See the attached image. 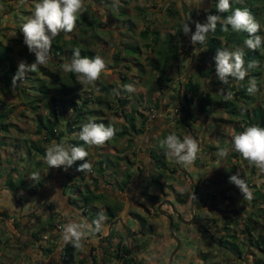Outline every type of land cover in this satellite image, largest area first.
<instances>
[{
  "label": "rangeland",
  "instance_id": "374dc122",
  "mask_svg": "<svg viewBox=\"0 0 264 264\" xmlns=\"http://www.w3.org/2000/svg\"><path fill=\"white\" fill-rule=\"evenodd\" d=\"M29 1L24 0V3L21 4L20 0H0V15L2 16L4 11H11L12 18L16 19L13 17L15 15L19 19H24L31 14L33 9V6L28 4ZM109 1L112 2V0ZM107 3H109L107 0H86L87 11L83 12L82 16L90 18L95 26L90 25L84 35L80 30L76 32L77 43L88 45L97 55L104 57L107 63V70L94 84H83L82 90L78 91L77 102L80 104L85 96L96 100L99 83L107 85L114 83L122 90H124L123 85L132 84L136 91H126L129 102L124 111L128 112L134 108L142 109L143 116L134 113V123L139 125L144 122L139 125L144 131L135 133L132 143L127 142L128 135H126L115 141L106 142L101 146L102 148L98 147L97 158L102 159L103 163L108 164L111 159L114 163L118 162L119 164L110 163L102 177L94 168L91 172L85 171L82 183L77 182L78 180L74 177L69 179L68 169L49 168L45 162V156L40 153L33 155L29 166L31 169H42L44 174L43 176L39 175L36 179H26L28 184L35 187V195H29L22 190L12 193L5 186V182L0 187L2 190L0 191V202L8 201L10 205L1 206L3 210H0V264H133L129 255H125L123 259L114 255L118 246L121 247L127 243L133 249V255L138 264H168L170 255L174 251L171 264H240L236 254L227 250L225 246L219 245V241L216 239L210 238L208 225L211 222L210 218L219 220L228 215H238L237 220H243L249 214L252 216L253 222H257L258 236V233L263 229L259 225L264 224V211L258 208V205L263 201V196L259 193H264V172L256 167H252L251 171V165L242 156L231 150L232 137L236 132L231 126L234 122L229 124L224 121L232 118L225 110L220 109L207 115L195 116L197 120L191 122L192 127H184L181 123L174 122L173 119L177 118L174 108L175 101H172L168 96L172 92L178 91V85L169 84L171 87H168L169 89L160 95L156 89L158 86L156 79L160 72L157 69L154 70L149 61L151 56H159L156 50L161 52L165 49L166 33L173 32L180 21L183 24L188 21H184L183 17L191 18V20L200 17L203 11L211 7V0H194L193 3H190L189 0H129V4L125 8L127 12L123 16L117 14L118 10L116 11L113 7L111 10L107 8L111 7V4ZM7 13L3 14V18ZM4 24L2 20L0 25ZM129 25L133 26V31H126ZM11 26L13 24L8 23L3 26L6 28H1L0 40L6 44L15 45L16 51L23 53L22 56L17 55L16 60L20 62L27 52L24 45L14 44L12 41L14 30L10 28ZM145 30L155 31V33L148 31L146 37L142 36L141 34ZM121 33L129 35L130 38L121 35ZM154 36H157L158 40L156 45L151 47ZM125 43H132L135 47L139 45V53L135 52L134 48H130L128 49L130 53L127 54L120 47ZM204 44L193 45L190 42L186 50L181 52L179 56L181 65L174 70V81L197 72L196 66L200 63L201 53L205 49ZM116 53L120 55L119 62L112 61ZM129 60L134 61L135 64L127 68L125 65ZM66 61L68 60L65 56L60 55L55 62L61 65L56 66L46 62L42 65L44 66L43 71H62L64 73L62 66ZM43 74V72H38L40 77H46ZM193 80L196 81V77H193ZM211 86L213 84H208L207 88L212 89ZM262 87L258 102L264 98V85ZM155 93L159 97L161 96V104L151 107L149 103L152 104L151 101L155 97ZM0 99L6 103L10 113L7 119L10 130L7 133L0 131V136L6 134L7 142L11 144L0 148V157L5 159L4 152L12 150V144L16 141L14 137H18V141L21 142L18 144L23 148L22 155L23 157L26 155V157H24V161L18 160L17 163L24 164L25 160H30L26 149H24L26 145L31 142L37 145L41 143L47 148L51 142L42 140L43 135L37 132V115L22 104L20 96L16 92L0 89ZM106 102L111 108L106 107ZM115 105V98L104 96L99 104L94 100L89 101L87 109L93 111L91 113L101 111V113L99 112L101 118L97 121H105V124L110 123L116 128H120L125 119ZM38 113L43 115L39 110ZM92 115L95 117V113ZM182 115H184L183 112L179 114V116ZM62 122L64 123V120ZM238 125L241 127L243 124L239 123ZM170 133H176L181 138L184 136L196 138L200 142L201 151L198 154L199 160L195 161L194 167H185L175 163L178 168L176 171L172 170L174 169V159L166 157L168 168H161L162 174L156 178L160 179L162 183L159 188L160 186L155 183L156 179L153 180V177L150 176L152 172L155 173V166L148 150L154 149L157 152H162L160 141ZM222 139L224 143L220 142ZM221 148L229 149L226 159L217 155ZM88 153L87 159L93 163L91 146L88 148ZM230 153L234 156L232 159H229ZM115 155L128 156L133 164L125 159L117 160ZM19 157L22 156L19 154ZM237 164L242 165L243 173H246V177H248L246 184L251 192V198L243 196L241 191L229 182L231 170L239 171ZM4 169H8V166ZM128 169L133 171V177L126 186H122L123 191H121L119 187ZM1 172L4 174V170L0 169V175ZM99 179L98 192L103 194V198L93 204L98 208L103 203L112 204L119 207L120 210L117 211V216L112 219L104 208H99L106 217L101 231L89 235L83 241V248L76 249L69 244L71 250L67 251L66 244L62 239L63 227L69 223H79L82 217L86 218L80 208L68 205L65 196H73L74 192L67 182L76 181L80 184V188L84 189L86 186L92 187L96 181L99 182ZM35 180L40 181V184H37ZM64 182H66L65 196L61 192V183L63 187ZM192 184L197 185L196 191H199V197L202 200V206L195 209V222L190 225L174 219L175 227L170 231L165 214L172 210L164 200H170L173 204L171 206H174V212L179 213L183 219H189L191 211L188 210V207ZM48 193H50V199L47 198ZM229 194L232 197L231 200H234L232 204L229 203L230 200L227 197ZM148 195H152V197L154 195L157 198L154 200ZM254 198L255 201H253ZM179 199H183L184 203L179 202ZM242 201L246 203L242 205ZM158 204H160V211L156 207ZM33 208H36L35 213L40 215V220L30 213ZM231 209L236 212L230 211ZM53 210L55 213L50 216V212ZM131 212H136L141 217H134L129 214ZM237 212L239 214H236ZM88 215L90 214L88 213ZM143 219H146L145 225L142 222ZM203 220L208 225L204 224ZM15 221L22 229L18 233L15 229ZM228 222L233 223L231 219ZM49 226L52 227V230L49 229ZM203 226L208 231H202ZM34 233L37 235L34 236ZM98 235L101 237H97ZM177 246L178 248H176ZM237 247L242 251L244 249L239 241ZM119 252L121 253V251Z\"/></svg>",
  "mask_w": 264,
  "mask_h": 264
},
{
  "label": "trees",
  "instance_id": "16d2710c",
  "mask_svg": "<svg viewBox=\"0 0 264 264\" xmlns=\"http://www.w3.org/2000/svg\"><path fill=\"white\" fill-rule=\"evenodd\" d=\"M34 2L35 0H30L28 4L33 6ZM107 2H109L107 3L109 5L112 3L109 0H107ZM216 3L217 0H211V7L208 8L207 11H203L200 17H195V20L192 21L204 22L206 16L209 13L220 15L221 21H223V19L227 15L231 14V11H229L228 13H217ZM128 4L129 0H119L118 11L115 8L114 9L117 11V14L123 16L127 12L125 8ZM236 7H246L251 11L253 16L261 25L262 30L257 34L264 36V0H240L239 3L233 2L232 9H235ZM107 8H109L110 10L112 9V7L109 6ZM6 12L8 13L5 15L6 17L3 18V14ZM10 13L11 11H4L2 16L0 15V24L2 20L5 24H13V26L10 27L12 28V30H14V36L12 37V41L14 42V44L18 43L24 45L23 33L19 29L21 25L19 23H22L23 19H19L15 15L13 17H16V19L12 18ZM182 19L184 21L188 20L187 17H183ZM92 24L93 23L91 22L90 18H86V16L81 15L80 19L77 22V27L72 33H61L53 41L49 53L50 59L47 62L53 63L56 66L61 65L57 64L55 61L59 59L60 55L65 56L66 60H69L72 56V49L76 46H79L81 48L82 55H87L89 57L97 55V53L93 51L88 45H83V43L78 44L76 38L77 30H80L81 34L84 35L88 27ZM4 25H0V30L1 28H6L3 27ZM93 25L95 26V24ZM189 26L191 28V32L189 33V35L191 36V34L195 32V23H190ZM133 29V26L129 25L126 31L130 32L133 31ZM148 31H143L141 35L146 37L148 35ZM152 33H155V31H153ZM121 35L125 37L128 36V38H130L129 35H124L123 33H121ZM189 35H184L183 22L180 21L173 32L166 33L165 49L161 52L156 50L159 56H151L149 58V61L152 63L154 70L157 69L160 72L156 79V82L158 84L156 89L160 95H163L171 87V85L169 84L175 83L176 85H178V91L176 90L168 96L172 99V101H175L174 108L176 109L175 114L177 115V118H174L173 121L181 123L184 127H192L191 122H195V120H197V117L195 116H199L200 114L207 115L210 112L222 109V111L225 110V112L229 113L232 116L230 120L224 121L229 124L234 122L231 126L234 132H236V134H238L240 131H243L245 127L254 124L264 126V98L261 102H258L260 91L263 88L262 85H264V46H262L256 51L247 49L244 45V40L248 36L246 32H234L230 26L229 30L227 32H224L221 29V24L218 23L216 31L214 33L210 32L208 34V38L204 44L207 50H204V52L201 53L200 63L196 66L197 72L192 73L191 76L183 77L178 80L176 79L174 81V70L179 68L181 65L179 56L181 52L186 50L188 44L191 42ZM157 40V36H154L152 38L151 47L156 45ZM135 43H137L136 40ZM120 47L125 50L127 54L130 53V51H128V49L130 48H134L133 50L135 52L138 51L139 53V45L135 47L132 43H125ZM220 47H225L229 49L241 47L245 51V67H247L248 62L250 61L259 62V66L249 69L248 75L243 81L234 82L230 77V83L228 85H223L216 77L215 62L212 59V57L216 53V49ZM16 49L17 48L15 47V45L6 44L0 40V89L16 92L20 96L22 104H24L27 109L32 110V112L37 115V132L43 135L44 138L42 140L48 143L56 141L57 143L84 146L88 151L89 146L84 145L83 141H81L79 138V132L82 126L81 123H86V121H88V119L91 118L93 116L92 114L94 113V116L97 119L101 118V111H95L94 113H91L93 111H90L87 108L89 101L94 100L95 103L99 104V102H101L102 97L104 96H108L112 99L115 98V107L120 110V113H122V116L126 122H124L120 128H117L119 129V131L116 133L112 141H115L119 138L128 135L127 142L132 143L134 140L133 135L144 131V129L139 126L144 122L140 121L141 123H139V125H136V123H134V113L136 112V114L143 116V113H141L142 109L134 108L130 109L128 112L124 111L125 106L129 102L126 90L120 89L114 83H110L108 85L104 83H99V87L96 90V100L94 98L85 96L83 101L78 104V91L82 90L83 88V83H81L80 79L75 74L68 72L63 73L61 71V73L57 71L54 72L51 70L43 71L44 66L40 65L38 66L36 71L28 72L24 79L22 81H18L16 86L12 89V78L16 74L19 64L16 58L17 55H23L21 51L17 52ZM24 49L26 50L27 54L24 58L22 57L20 62L24 61L28 64L33 63L35 61V54L30 53L26 45H24ZM119 58L120 55L116 53L112 61L119 62ZM134 64V61L132 62L131 60H129L128 64H126L125 67L129 68V66L132 67ZM38 72H43V75L47 78L40 77L38 75ZM261 76L262 79L260 80ZM193 77H196V81L193 80ZM253 77L257 79L260 91H258L255 95H249L247 92V88L249 86V80ZM163 79H165V81H163ZM208 84H213V86H211L212 89L207 88ZM114 89L117 90L119 94H116L113 91ZM221 89H223V91H220ZM228 91H231L233 93V96L231 100L226 101L225 95ZM157 94L152 99V104L149 103L151 107H157L161 104V96L159 97V95ZM106 107L111 108V106L107 102ZM7 108L8 107L6 103L2 102V100L0 99V131H4L5 133L10 130V125L7 122L10 113L8 112ZM38 110L43 115H40L38 113ZM181 112H183L184 115L179 116ZM63 120L64 123L62 122ZM97 122L106 123L105 121L100 120ZM239 123H242L243 125L240 127L238 125ZM14 138L16 141H14V144H12V150H6L3 154L6 161L5 159H2V157H0V169L4 170V174L1 172V176L6 175L3 180V183L5 182V186H7V189L12 193L22 190L29 195H35V187L28 184L26 179L28 180V178H30L33 173H38L41 176H43L44 174L42 169H31L29 164L33 159V155H35L36 153H40L42 156H45L46 147L41 143L38 145L33 142H31V144L29 143L24 149H26V154L29 155L30 160H25L24 164H19L17 163V161H24V157H26V155H24V157L22 155L23 148L18 144L21 143L20 141H18V137ZM220 142L224 143L223 139L220 140ZM9 144L10 143L7 142L6 134L0 136V148ZM99 147L102 148L101 146ZM91 150L93 151V168L96 170V172L101 174V177L103 175L104 170L109 167L110 163H113L114 165L119 164L118 162L114 163L111 159H109L110 162L108 164L103 163L102 159L97 158L98 147L91 146ZM162 152H157L154 149L148 150L149 156L155 166L154 171L156 174L154 172L150 174V176L153 177V180H155L160 174H162L160 171L161 168H168L165 161V150L163 149ZM18 153L20 154V156H22L21 158L19 157ZM115 156L118 158L117 160L125 159L127 160V162L133 164V162L129 159L128 156ZM232 157L234 156L232 153H230L229 159H232ZM196 160H199V156ZM37 162H39V160H37ZM84 162L86 161H76L71 168H68L69 179L74 177V179L78 180L77 182L82 183V180L85 177L84 172L77 171V168L80 164ZM175 163L176 162L174 160V169L172 170L176 171V169L178 168L176 167ZM6 166H8V169H4ZM237 166L239 168V171H231L234 172V174L239 173L241 178H243L245 181L248 180V177H246V173H243L244 168L242 167V165L237 164ZM252 167L254 166H251V171ZM25 170L27 172H24ZM232 172L229 176L234 175L232 174ZM132 177L133 171L128 169L125 172L124 180L122 181V184L119 187L121 191H123L122 186H126L131 181ZM35 182L37 184H40V181L35 180ZM77 182H67L70 184L69 187L72 188L71 190L74 192L73 196H67V203L69 206H77L78 208H80L81 213L90 222H92L97 217L98 213H102L101 209L99 208H104L105 212L112 219L117 216V211L120 210L118 209L119 207H115L112 204L103 203V205L98 208L97 205L93 204L95 201H100L103 198V194L101 192H98L100 179L99 182L96 181L95 185H93L92 187L86 186L84 187V189H81L80 184ZM65 183L66 182L63 183V187H65ZM155 183L160 186L159 188H161L162 183L160 179H156ZM74 184H76V186H74ZM65 190L66 187L65 189H63V194H65ZM259 194L263 196V201H261L262 203L258 205V208L264 211V193ZM148 196L150 198H153L154 200L157 198L154 195L153 197L152 195ZM195 196L197 199L194 198L193 203L198 204V206H201V198L198 196L197 193H195ZM227 197L230 200L229 203H234V200H231L232 197L230 194L227 195ZM178 201L184 203L183 199H179ZM253 201H255V198ZM78 202H80L81 204ZM244 203L246 202L242 201L241 204L243 205ZM242 205L241 207H243ZM190 207L191 202L189 200V211ZM35 209L36 208L31 209L30 213L35 215L36 218L40 220V215H37L35 213ZM230 211L234 210L231 209ZM235 212L236 211H234V213ZM54 213L55 212H50V216H52ZM88 213L90 215H88ZM129 214L134 217H141L136 212H131ZM236 214L239 213L237 212ZM237 218L238 215H228L226 218H220L219 220H221V222H218V219L210 218L211 222L208 221L209 231L207 230L209 232L210 238L216 239L217 241H219V245L225 246L227 250L229 249V251L236 254L237 258L240 260V264H264V224L259 225V227L262 226L263 229L261 230V232L258 233L257 236L258 225L257 222H253V218L251 215L247 214V217H245L243 220H237ZM230 219L233 223L228 222V220ZM142 222L145 225L146 219H143ZM173 227H175L174 224ZM15 229L17 231H22L17 221H15ZM49 229L52 230V227L49 226ZM35 235H37V233H34V236ZM215 236H217V238H215ZM238 241L240 244L243 245V251L237 247ZM65 248L67 251L71 250L69 244H66ZM119 251H121V253ZM133 252V249H131V247H129V244L127 243L126 245H121V247L118 246L114 255L115 257L122 259L125 255H129L131 258V262L133 264H138V262H136L135 256L133 255ZM203 259L205 258L203 257Z\"/></svg>",
  "mask_w": 264,
  "mask_h": 264
},
{
  "label": "clouds",
  "instance_id": "9594fccd",
  "mask_svg": "<svg viewBox=\"0 0 264 264\" xmlns=\"http://www.w3.org/2000/svg\"><path fill=\"white\" fill-rule=\"evenodd\" d=\"M193 3L194 0H189ZM239 3L240 0H217V13H228L223 21L218 14L209 13L204 22L192 21L188 19L183 24V33L188 36L191 32L190 23H195V32L191 34L193 45L204 44L210 32L214 33L217 24H221L224 32L229 30V26L234 32H246L247 38L244 45L247 49L256 51L264 46V36L257 33L261 32V25L253 16L248 8L236 7L232 9V3ZM23 4L24 0H20ZM111 7L118 10L119 0H112ZM87 11L86 0H35L31 14L24 17L19 29L23 33V43L27 46L30 53L35 54V61L28 64L24 61L19 62L16 74L12 78V89L18 81H22L28 72H34L38 66L45 64L50 59V49L53 41L61 33H72L83 12ZM207 11V10H206ZM203 50H207L206 48ZM245 51L241 47L229 49L220 47L216 49L212 59L215 62V74L217 79L223 84L228 85L231 77L234 82L243 81L248 75V70L259 66V62L250 61L245 67ZM63 71L75 74L83 84L92 85L107 70V63L101 55L89 57L82 55L81 48L76 46L72 49L71 58L66 61ZM128 92L136 91L132 84L123 85ZM119 94L117 90H113ZM220 91H223L221 89ZM260 88L255 77L249 80L247 92L255 95ZM233 93L228 91L225 100H231ZM119 131L112 124L97 122L96 117H91L82 124L79 138L84 145L103 146L106 142L114 139ZM160 146L165 150V156L171 157L178 165L194 167L195 161L201 151L200 142L191 136L181 138L176 133H170L165 139L160 141ZM232 151H235L248 162L249 165L256 167L264 172V126L254 124L246 127L243 131L232 137ZM229 149L221 148L217 155L226 159ZM89 153L84 146L57 143L53 141L46 148L45 162L49 168H61L65 170L71 168L76 161H86L79 165L77 171L91 172L93 163L87 159ZM38 173H33L30 179H36ZM229 182L234 184L247 198H251L246 181L237 173L229 177ZM193 198H196L194 193ZM197 199V198H196ZM106 217L103 213H98L97 217L89 223L87 218H81L79 223H69L63 227L62 239L65 244H71L76 249L83 248V241L92 234L101 231Z\"/></svg>",
  "mask_w": 264,
  "mask_h": 264
},
{
  "label": "flooded vegetation",
  "instance_id": "af4514ba",
  "mask_svg": "<svg viewBox=\"0 0 264 264\" xmlns=\"http://www.w3.org/2000/svg\"><path fill=\"white\" fill-rule=\"evenodd\" d=\"M188 175V174H187ZM191 178V177H190ZM189 182H192V180H189ZM194 185H195V188H194ZM196 188H197V185L196 184H192V188H191V190H192V193H194V195H195V193H197L198 194V196H199V191H196ZM192 193H191V199H190V202H191V207H190V211L193 213V217H192V219H193V221L191 222V223H189L190 225L191 224H194V222H195V209H196V207L198 208V207H200V206H198V204H194L193 203V200H194V198L192 197ZM165 201V204L166 205H168L169 207H170V209L173 211H171L170 213H166V214H170L171 216H173V220L174 219H177V220H179V221H181V222H183L182 220H180V219H178L177 218V212H174V206H171V205H173L172 204V202L170 201V200H167V199H165L164 200ZM170 203H169V202ZM201 206H202V204H201ZM156 207H158V211H160V204H158V205H156ZM172 207V208H171ZM172 213V214H171ZM166 214H165V216H166ZM197 216V215H196ZM190 218H191V213H190ZM189 218V219H190ZM167 220H168V218H167ZM186 220V219H185ZM174 223V222H173ZM203 223L204 224H207L208 225V223L207 222H205L204 220H203ZM168 224H169V220H168ZM186 224V223H185ZM202 225V224H201ZM172 228H173V224H172ZM202 231H207V228L205 229V226H203L202 228ZM97 237H101V236H97ZM176 238H177V236H176ZM177 241H178V239H177Z\"/></svg>",
  "mask_w": 264,
  "mask_h": 264
},
{
  "label": "water",
  "instance_id": "95a60500",
  "mask_svg": "<svg viewBox=\"0 0 264 264\" xmlns=\"http://www.w3.org/2000/svg\"><path fill=\"white\" fill-rule=\"evenodd\" d=\"M194 188H195V185H194ZM193 194V193H192ZM166 217L168 218V220H169V229H170V231H172V224H173V217L170 215V214H166ZM192 217H193V213L191 212V218L190 219H183L180 215H179V213H177V218L178 219H180V220H182L184 223H186V224H189V223H191L192 221H193V219H192ZM178 245H179V241H178ZM176 248H178V246L176 247ZM174 253H175V251H174ZM174 253H171V255H170V259H169V261H168V264H171V261H172V257H173V255H174Z\"/></svg>",
  "mask_w": 264,
  "mask_h": 264
},
{
  "label": "crops",
  "instance_id": "0c3cea01",
  "mask_svg": "<svg viewBox=\"0 0 264 264\" xmlns=\"http://www.w3.org/2000/svg\"><path fill=\"white\" fill-rule=\"evenodd\" d=\"M0 176H1V175H0ZM5 176H6V175H3V176L0 177V187L3 186V178H5ZM1 185H2V186H1ZM48 190H50V189H48ZM0 191H2V190L0 189ZM61 192L63 193L62 183H61ZM49 194H50V193H48V196H47L48 199H50ZM63 195H64V194H63ZM64 196H65V195H64ZM65 198H67V196H65ZM5 205L10 206L8 201H6L5 203L0 202V210H3L1 206H5ZM67 206H68V205H67ZM67 206H66V207H67ZM56 211H57V210H56ZM53 212H54V210H53ZM57 212H60V211H57ZM15 231H16V230H15ZM16 232L18 233V231H16ZM108 233H109V232H108Z\"/></svg>",
  "mask_w": 264,
  "mask_h": 264
}]
</instances>
